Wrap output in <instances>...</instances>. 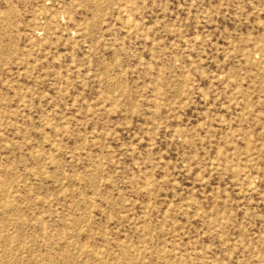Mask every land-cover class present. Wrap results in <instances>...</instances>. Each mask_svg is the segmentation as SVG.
<instances>
[{"label":"rangeland","instance_id":"rangeland-1","mask_svg":"<svg viewBox=\"0 0 264 264\" xmlns=\"http://www.w3.org/2000/svg\"><path fill=\"white\" fill-rule=\"evenodd\" d=\"M0 264H264V0H0Z\"/></svg>","mask_w":264,"mask_h":264},{"label":"bare ground","instance_id":"bare-ground-1","mask_svg":"<svg viewBox=\"0 0 264 264\" xmlns=\"http://www.w3.org/2000/svg\"><path fill=\"white\" fill-rule=\"evenodd\" d=\"M77 247H79V245H78ZM79 250H80V249H79Z\"/></svg>","mask_w":264,"mask_h":264}]
</instances>
